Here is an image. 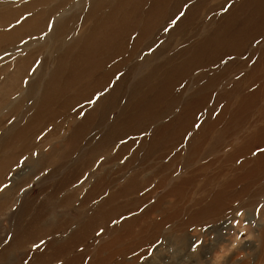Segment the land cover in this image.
Wrapping results in <instances>:
<instances>
[{"label":"rangeland","instance_id":"rangeland-1","mask_svg":"<svg viewBox=\"0 0 264 264\" xmlns=\"http://www.w3.org/2000/svg\"><path fill=\"white\" fill-rule=\"evenodd\" d=\"M0 264H264V0H0Z\"/></svg>","mask_w":264,"mask_h":264},{"label":"bare ground","instance_id":"bare-ground-1","mask_svg":"<svg viewBox=\"0 0 264 264\" xmlns=\"http://www.w3.org/2000/svg\"><path fill=\"white\" fill-rule=\"evenodd\" d=\"M42 24H43V22H42ZM64 26H65V24H64ZM61 30H63V28L61 29ZM55 136V135H54ZM48 137V136H47ZM70 139V138H69ZM42 141V140H41ZM51 141H52V139H51ZM48 142V141H47ZM46 142V143H47ZM49 145V144H48ZM42 146V145H41ZM49 147V146H48ZM52 147H54V146H52ZM34 148V147H33ZM42 149V148H41ZM49 149V148H48ZM50 149H51V147H50ZM55 151V150H54ZM61 151V150H60ZM49 152H50V150H49ZM48 154V153H47ZM55 153H53V155H54ZM49 155V154H48ZM48 157V156H47ZM46 159H48V158H46ZM50 159V158H49ZM46 162H47V160H46ZM44 165V164H43ZM42 167V166H41ZM6 173V172H5ZM98 182V181H97ZM93 186V185H92ZM78 190V189H77ZM73 192V191H72ZM77 192V191H76ZM75 194V193H74ZM73 194V195H74ZM96 196V195H95ZM64 200V199H63ZM64 202V201H63ZM71 202V201H70ZM89 202V201H88ZM99 210V209H98ZM94 212V211H93ZM130 221V220H129ZM76 233V232H75ZM260 236V238H262L263 237V230L261 231V234L260 235H258V237ZM70 239V238H69ZM75 242V241H74ZM66 246V245H65ZM233 246V245H232ZM231 246V247H232ZM225 248H226V246H225ZM219 251V250H218ZM219 255H220V253H217L216 255H215V257H216V259H219ZM218 261V260H217Z\"/></svg>","mask_w":264,"mask_h":264}]
</instances>
